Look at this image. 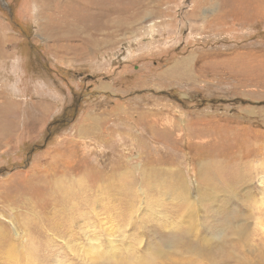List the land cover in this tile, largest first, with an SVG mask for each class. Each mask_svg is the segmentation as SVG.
I'll return each mask as SVG.
<instances>
[{
    "label": "rangeland",
    "instance_id": "rangeland-1",
    "mask_svg": "<svg viewBox=\"0 0 264 264\" xmlns=\"http://www.w3.org/2000/svg\"><path fill=\"white\" fill-rule=\"evenodd\" d=\"M263 206L264 0H0V264H264Z\"/></svg>",
    "mask_w": 264,
    "mask_h": 264
},
{
    "label": "bare ground",
    "instance_id": "bare-ground-1",
    "mask_svg": "<svg viewBox=\"0 0 264 264\" xmlns=\"http://www.w3.org/2000/svg\"><path fill=\"white\" fill-rule=\"evenodd\" d=\"M233 159V158H232ZM218 164V163H217ZM218 167V166H217ZM227 167V166H226ZM231 167V166H230ZM232 168V167H231ZM242 168V167H241ZM218 169V168H217ZM217 169L214 167V166H210L209 167V169H208V173L209 174H211V176L209 175V177H208V182L206 181L205 182V179H204V176H205V173H203L202 175H201V173H200V175H201V178H199L198 179V181H199V183L202 185V184H204V183H209L208 184V186H212V188H214L215 190H217L218 189V186H216L215 184H214V182H215V180H217L219 177L220 178H222V173H220L219 171H217ZM221 170V169H220ZM223 170V169H222ZM237 170V169H236ZM248 170V169H247ZM246 170V171H247ZM233 171V170H232ZM234 171H235V169H234ZM245 171V172H246ZM223 172V171H222ZM225 173V172H224ZM229 173V172H228ZM238 173V172H237ZM197 175H199V172H197L196 173ZM226 174V173H225ZM258 174V173H257ZM226 176V175H225ZM233 176H234V174H233ZM49 177V176H48ZM236 177V176H235ZM240 177V176H239ZM249 177V176H248ZM251 177V176H250ZM206 178V177H205ZM233 178V177H232ZM236 179V178H235ZM225 180V179H224ZM226 180H227V178H226ZM51 181V180H50ZM236 181V180H235ZM240 181V180H239ZM43 182V181H42ZM224 182V181H223ZM237 182V181H236ZM44 183V182H43ZM45 184V183H44ZM227 184V183H226ZM254 184V183H253ZM41 185V184H40ZM228 185V184H227ZM43 186V185H42ZM47 186V185H46ZM62 186V185H61ZM47 187H49V186H47ZM52 187H56V186H52ZM51 187V188H52ZM50 188V187H49ZM50 188V189H51ZM38 189V188H37ZM45 189V188H44ZM54 189V188H53ZM64 189V188H63ZM51 191V190H50ZM231 191V190H230ZM199 192V191H198ZM38 193V192H37ZM203 193V192H202ZM3 194V193H2ZM34 194V193H33ZM36 194V193H35ZM34 194V196H36ZM184 195H187L188 196V194L186 193V194H184ZM200 195V194H199ZM234 196V195H233ZM204 197V194L202 195V198ZM246 197H248V195L246 196ZM229 199H228V196H227V200H225V202L226 201H228ZM240 201V200H239ZM193 202V201H192ZM230 202V201H229ZM254 202V201H253ZM255 202H257V201H255ZM224 203V202H223ZM233 203H234V201H233ZM236 203V202H235ZM238 203V202H237ZM226 204V203H225ZM224 204V205H225ZM227 205V204H226ZM229 205V204H228ZM259 205V204H258ZM262 206V205H261ZM264 207V206H263ZM256 208V207H255ZM262 209V208H261ZM260 209V210H261ZM256 210V209H255ZM259 210V211H260ZM235 211V210H234ZM262 213V212H261ZM261 213H259V215L261 214ZM263 214V213H262ZM227 215V214H226ZM225 215V216H226ZM258 215V216H259ZM259 217H261V215L259 216ZM228 218H231V219H228ZM262 218V217H261ZM233 218L231 217V215H227V218H226V221L228 222V221H230V220H232ZM260 219V218H259ZM261 220V219H260ZM234 221V220H233ZM240 223V222H239ZM260 223H261V221H260ZM243 224V223H242ZM241 224V225H242ZM258 224V223H257ZM263 224V220H262V223H261V225ZM260 225V224H259ZM240 225H238V227H239ZM1 227V226H0ZM28 226H27V224H23L22 223V228H23V231H24V233H23V235H22V238L23 239H25V237L27 236V233H29V227L27 228ZM230 227V226H229ZM235 227V226H234ZM247 227V226H246ZM227 228H228V226H227ZM244 228V227H243ZM237 229H239V228H237ZM231 230V229H230ZM235 230V229H234ZM241 230V229H240ZM246 230V229H245ZM1 232H3V230L1 231ZM0 232V233H1ZM231 232V231H230ZM240 232H243V231H240ZM110 232H108V234H109ZM2 234V233H1ZM246 234H247V232H246ZM10 235V234H9ZM229 235H233V237L235 238H233V240H234V243L232 244V246H233V249H234V247H235V243H237L235 240H237L238 239V236H237V232H231V233H229ZM242 235V234H241ZM244 235V234H243ZM9 237V236H8ZM2 238V237H1ZM11 238V237H10ZM245 238V237H244ZM21 239V238H20ZM232 239V238H231ZM13 240V239H12ZM99 244H98V242L97 241H93V243H90L89 245H87L85 248H83V251L85 252V255L86 254H89L90 255V260L91 261H94V262H97L98 263V261H96V259H100V260H102L103 259V257H102V254L99 252V250L97 249V246H98ZM109 246H112V247H114V244L113 243H109ZM236 247H238L239 248V246L237 245ZM99 248V247H98ZM240 249V248H239ZM242 251V250H241ZM240 251V252H241ZM96 258V259H95ZM237 259V264H252L254 261H255V259L254 260H250V258L249 259H244V258H236Z\"/></svg>",
    "mask_w": 264,
    "mask_h": 264
},
{
    "label": "trees",
    "instance_id": "trees-1",
    "mask_svg": "<svg viewBox=\"0 0 264 264\" xmlns=\"http://www.w3.org/2000/svg\"><path fill=\"white\" fill-rule=\"evenodd\" d=\"M56 127H52V129H55Z\"/></svg>",
    "mask_w": 264,
    "mask_h": 264
}]
</instances>
